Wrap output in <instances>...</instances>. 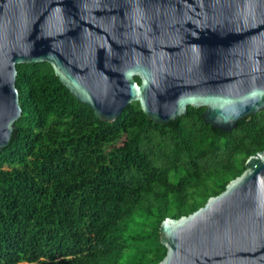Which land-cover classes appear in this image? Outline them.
Instances as JSON below:
<instances>
[{"label":"water","instance_id":"95a60500","mask_svg":"<svg viewBox=\"0 0 264 264\" xmlns=\"http://www.w3.org/2000/svg\"><path fill=\"white\" fill-rule=\"evenodd\" d=\"M42 61L103 121L137 101L155 122L205 107L231 130L264 108V0H0V150L21 115L16 65ZM159 234L157 264H264V150Z\"/></svg>","mask_w":264,"mask_h":264},{"label":"trees","instance_id":"16d2710c","mask_svg":"<svg viewBox=\"0 0 264 264\" xmlns=\"http://www.w3.org/2000/svg\"><path fill=\"white\" fill-rule=\"evenodd\" d=\"M16 70L21 115L0 150V264H157L162 220L198 209L264 150V108L231 130L207 123L205 107L155 122L137 101L109 122L48 62Z\"/></svg>","mask_w":264,"mask_h":264}]
</instances>
